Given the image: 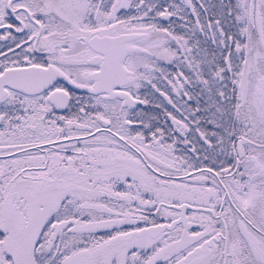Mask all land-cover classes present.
I'll return each instance as SVG.
<instances>
[{"label":"snow or ice","instance_id":"snow-or-ice-1","mask_svg":"<svg viewBox=\"0 0 264 264\" xmlns=\"http://www.w3.org/2000/svg\"><path fill=\"white\" fill-rule=\"evenodd\" d=\"M0 264H264V0H0Z\"/></svg>","mask_w":264,"mask_h":264}]
</instances>
